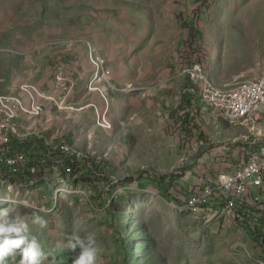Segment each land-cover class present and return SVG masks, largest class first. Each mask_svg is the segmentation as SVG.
<instances>
[{"label":"rangeland","instance_id":"rangeland-1","mask_svg":"<svg viewBox=\"0 0 264 264\" xmlns=\"http://www.w3.org/2000/svg\"><path fill=\"white\" fill-rule=\"evenodd\" d=\"M84 50L93 71L87 96L66 109L46 103L42 126L48 140L63 136L103 162L105 178L77 172L58 202L48 192L56 180L15 200L0 186V208L29 222L42 264H71L73 235L94 237L99 264H264V247L241 224L185 211L211 178L247 162V138L257 135L201 104L199 83L193 99L183 80L194 63L219 87L264 77V0H0V96L25 82L52 93L56 67L72 77L64 60ZM92 56L104 62L100 81ZM258 212L252 204L244 222ZM34 214L44 227L31 223Z\"/></svg>","mask_w":264,"mask_h":264},{"label":"built area","instance_id":"built-area-1","mask_svg":"<svg viewBox=\"0 0 264 264\" xmlns=\"http://www.w3.org/2000/svg\"><path fill=\"white\" fill-rule=\"evenodd\" d=\"M92 63L96 71L95 81H100L99 76H104V62L92 56ZM183 75L195 86L200 84L201 103L214 109L226 122L240 127L250 126V132L257 135L256 141L247 138L252 147L247 162L233 172L211 178L199 192L186 199L185 211L192 215L211 211L219 219L232 218L251 232L254 228L260 246L264 247V216L261 215L264 212V133L257 128L258 121L252 119L258 109L264 110V77L233 81L219 87L209 81L197 63L185 69ZM76 87L77 83L66 75L64 67L57 66L52 93L25 82L17 93L0 96V186L15 194L14 200L22 189H27V196L36 192L41 194L43 185L56 180L57 184H50L48 192L54 202H58L60 189L66 191L77 172L90 170L92 174L105 178L106 170H98V162L89 161L83 150L63 136L57 141L48 140L39 128L45 104L69 108L67 104ZM89 89L100 91L92 86ZM20 202L28 207L36 206L25 200ZM252 204L259 207L258 218L245 223L246 217L242 214L250 210Z\"/></svg>","mask_w":264,"mask_h":264},{"label":"clouds","instance_id":"clouds-1","mask_svg":"<svg viewBox=\"0 0 264 264\" xmlns=\"http://www.w3.org/2000/svg\"><path fill=\"white\" fill-rule=\"evenodd\" d=\"M40 211H44L41 207ZM32 224L44 227L45 219L39 214L31 217ZM70 250L76 252L71 264H99L101 249L91 235H73L67 240ZM19 255L18 264H42L45 253L37 240L30 234V225L20 216L10 215L7 208H0V264L5 258Z\"/></svg>","mask_w":264,"mask_h":264},{"label":"crops","instance_id":"crops-1","mask_svg":"<svg viewBox=\"0 0 264 264\" xmlns=\"http://www.w3.org/2000/svg\"><path fill=\"white\" fill-rule=\"evenodd\" d=\"M105 2L102 1L99 3V6H104ZM52 35V34H51ZM76 58H70L69 56L64 60V66L67 70V72L72 75V77L76 78L77 80V87H76V90H75V93L74 95L71 97L70 100H73L76 98V95L79 99V97H81V99H79V101H83L85 99V97L87 96V92L85 91V87L88 86V83L89 81L91 80V78L93 77L92 76V67L90 66V63L88 62V59H87V53H86V50H84V52H79L78 54H76ZM185 78V77H184ZM185 80V82L187 83V86L185 88V86L182 84L183 88L187 89V94L190 96H192L193 99L196 100V93L193 92V86H195V84L193 82H191L190 80H188L187 78L183 79ZM187 80V81H186ZM51 86H52V83H50L48 85L49 91H51ZM41 87V86H40ZM183 89V90H185ZM193 89V90H192ZM193 93H192V92ZM195 91V90H194ZM97 93V92H96ZM92 97H94L95 99H98V95L97 94H94L92 95ZM100 99H98L97 101L95 102H99ZM197 101V100H196ZM102 102V101H101ZM201 103V102H200ZM90 103H86V106L88 105L89 106ZM202 104V103H201ZM96 105V104H95ZM98 105H101V104H98ZM101 108H103V106H100ZM262 112V109H258L254 116L256 118L257 121H259V114ZM44 117V115H43ZM264 117V116H263ZM42 127V128H41ZM41 127L40 129L43 131L44 135L47 134L46 133V129L42 126L41 124ZM260 129L262 130V133H264V127H260ZM46 136V135H45ZM217 138V137H216ZM69 141V140H68ZM70 142V141H69ZM71 143V142H70ZM73 144V143H72ZM250 150V149H249ZM252 150V149H251Z\"/></svg>","mask_w":264,"mask_h":264},{"label":"trees","instance_id":"trees-1","mask_svg":"<svg viewBox=\"0 0 264 264\" xmlns=\"http://www.w3.org/2000/svg\"><path fill=\"white\" fill-rule=\"evenodd\" d=\"M96 166H97V169L100 170V171H105L106 170L105 165L103 164V162H98ZM167 179H170L171 180L170 177L169 178L168 177H164L163 178V183H166L167 182ZM164 189L166 190V187H164ZM245 230H247V229H245ZM248 231L251 233L253 239L255 240V243L258 244V246H260V241L258 240V238L250 230H248Z\"/></svg>","mask_w":264,"mask_h":264},{"label":"bare ground","instance_id":"bare-ground-1","mask_svg":"<svg viewBox=\"0 0 264 264\" xmlns=\"http://www.w3.org/2000/svg\"><path fill=\"white\" fill-rule=\"evenodd\" d=\"M63 188V187H62ZM60 190H63V189H60Z\"/></svg>","mask_w":264,"mask_h":264}]
</instances>
